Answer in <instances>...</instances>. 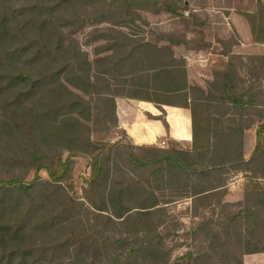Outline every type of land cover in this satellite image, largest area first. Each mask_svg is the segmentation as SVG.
Listing matches in <instances>:
<instances>
[{"label":"trees","instance_id":"16d2710c","mask_svg":"<svg viewBox=\"0 0 264 264\" xmlns=\"http://www.w3.org/2000/svg\"><path fill=\"white\" fill-rule=\"evenodd\" d=\"M257 7L245 17L264 43V0ZM141 11L200 22L185 0H0V264H244L264 253V54L221 40L224 67L206 87L192 83L174 47H202L141 35ZM86 27L103 40L92 59L74 36ZM117 97L188 108L192 147L135 145ZM99 125L130 142L96 139ZM78 156L92 171L81 195ZM31 170L49 177L28 181ZM239 175L243 197L228 201ZM182 202L193 225L184 233L200 243L176 256L166 240L183 230L171 211Z\"/></svg>","mask_w":264,"mask_h":264},{"label":"rangeland","instance_id":"374dc122","mask_svg":"<svg viewBox=\"0 0 264 264\" xmlns=\"http://www.w3.org/2000/svg\"><path fill=\"white\" fill-rule=\"evenodd\" d=\"M185 3L189 5L190 9H194L198 18L199 23H195L191 17L178 16L171 13L162 12L160 14H153L148 11H141L142 17L148 22L139 20L138 24L141 27L140 34L154 38L156 35L174 34L178 36L185 35L188 39H191L194 45L202 47V51L209 57L214 59L205 60V63L198 64L196 62L192 69V83L202 84L206 87L207 81L212 80L214 69H220L224 67L227 62V58L222 56L220 53L225 50V43L221 40L226 41L228 39L233 40L235 45H239L240 37L237 31H232L229 28L225 18L228 14L226 12L229 8L234 9L240 16L245 17V13H253L257 10V0H185ZM236 17L239 18L238 15ZM241 18V17H240ZM239 18V19H240ZM241 21V20H240ZM105 26V25H103ZM91 27H86L74 34L78 39L81 48L89 53V57L92 59L94 56V49L96 46L103 43V40L92 41L90 34ZM126 31L129 29L125 28ZM211 45L206 47L205 45ZM180 49L184 53V50H188L184 45H179ZM226 46V45H225ZM205 47V48H204ZM227 47V46H226ZM234 46L232 47L233 50ZM239 50L243 51V48L239 47ZM200 50H196L199 52ZM212 53V55L210 54ZM237 53V52H235ZM246 55L244 53H238ZM256 54V53H255ZM254 53L250 55H255ZM190 79V78H189ZM250 135L253 136L252 133ZM98 140H120L124 144H128L130 141L126 137H123L122 133L117 129H113L111 132H106L102 125L98 126L96 135ZM90 161L86 156H78L73 159L72 165V180L75 185L76 192L81 195L86 186V179L91 174V168L89 166ZM26 180L32 181L36 176H40L42 179L49 177L46 170L35 171L31 170L26 173ZM189 204L187 202L177 203L171 206L173 217L183 224L178 226L180 232L175 233L172 237L166 240L168 249L173 250V254L176 256L183 255L189 249L196 248L200 242H196L194 238L190 237L189 234L186 236L184 232H189L191 225V211L188 209ZM193 224V223H192ZM186 230V231H185ZM189 230V231H188ZM190 233V232H189Z\"/></svg>","mask_w":264,"mask_h":264},{"label":"crops","instance_id":"0c3cea01","mask_svg":"<svg viewBox=\"0 0 264 264\" xmlns=\"http://www.w3.org/2000/svg\"><path fill=\"white\" fill-rule=\"evenodd\" d=\"M225 18L233 31H237L240 37L239 45H235L233 52L250 55L252 53L264 54V43L253 41L252 32L247 19L240 16L234 9L229 8ZM236 15L239 16L236 17ZM241 20V21H240ZM182 46V45H181ZM243 48V51L238 48ZM177 57L187 60V68L190 81H192V69L196 62L205 63V60L214 59L200 50H184L180 46L174 47ZM212 55V53H210ZM202 85V84H200ZM117 117L119 128L124 130L129 139L135 145H160L166 146L169 141H174L181 148L190 149L193 144V129L191 112L188 108L161 104L128 97H117ZM164 117V119L162 118ZM165 120V122H164ZM257 127H253L245 133V156L249 158L257 143ZM250 133L253 134L250 135ZM163 141L165 145H163ZM229 192L226 196L228 201H238L244 194V178L242 175L235 176L228 185ZM189 204V202H187ZM244 264H264V253L247 254Z\"/></svg>","mask_w":264,"mask_h":264},{"label":"built area","instance_id":"2783aa9c","mask_svg":"<svg viewBox=\"0 0 264 264\" xmlns=\"http://www.w3.org/2000/svg\"><path fill=\"white\" fill-rule=\"evenodd\" d=\"M163 145H165V142L163 141V143H162Z\"/></svg>","mask_w":264,"mask_h":264}]
</instances>
